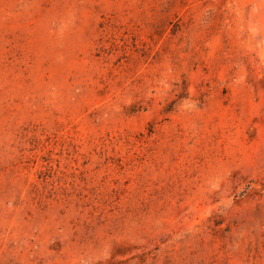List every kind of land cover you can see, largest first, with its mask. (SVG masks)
I'll use <instances>...</instances> for the list:
<instances>
[{
	"label": "rangeland",
	"instance_id": "374dc122",
	"mask_svg": "<svg viewBox=\"0 0 264 264\" xmlns=\"http://www.w3.org/2000/svg\"><path fill=\"white\" fill-rule=\"evenodd\" d=\"M0 264H264V0H0Z\"/></svg>",
	"mask_w": 264,
	"mask_h": 264
}]
</instances>
